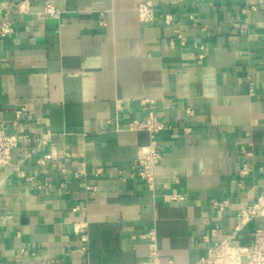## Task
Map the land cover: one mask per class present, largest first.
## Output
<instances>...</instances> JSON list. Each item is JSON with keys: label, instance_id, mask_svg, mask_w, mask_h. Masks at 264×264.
<instances>
[{"label": "crops", "instance_id": "obj_1", "mask_svg": "<svg viewBox=\"0 0 264 264\" xmlns=\"http://www.w3.org/2000/svg\"><path fill=\"white\" fill-rule=\"evenodd\" d=\"M147 1L150 23L138 13ZM29 2L30 13L14 10L15 34L0 42V130L25 106L20 131L32 136L0 170V264H141L151 249L142 236L153 229L161 264L195 262L205 253L204 224L219 223L227 237L264 193V0ZM46 2L63 12L59 20L37 17ZM178 35L185 46L170 44ZM142 99L154 100L155 114L176 128L160 136L154 193L131 174L148 134L115 130V102L124 101V127L145 118ZM47 132L71 155L64 174L36 165L49 151L38 143ZM82 162L86 181L72 175ZM245 163L254 175L242 178ZM39 181L53 187L39 190ZM171 194L186 200L165 202ZM215 199L229 202L226 212L212 207ZM262 228L264 219L255 220L235 243L250 244Z\"/></svg>", "mask_w": 264, "mask_h": 264}, {"label": "built area", "instance_id": "obj_2", "mask_svg": "<svg viewBox=\"0 0 264 264\" xmlns=\"http://www.w3.org/2000/svg\"><path fill=\"white\" fill-rule=\"evenodd\" d=\"M31 5L29 0H8L6 6L0 5V42L6 38H9L15 34L13 27L14 10H17L19 14L30 13ZM254 10V9H253ZM138 13L140 20L144 23L153 22L155 19V9L152 2H143L138 7ZM63 12L53 3L46 2L42 12L37 14L39 19H56L59 20ZM100 16V25L106 26V13L102 12ZM174 22V18L170 15L164 17V23L167 26H171ZM177 43L181 46H185L186 38L178 35L171 41L172 46H176ZM198 63L201 64L205 59V47H197ZM139 107L143 113L146 114L144 119L133 118L129 120L126 126H121L120 114L124 111V101L117 100L115 102V108L117 117L115 120L116 132H131L140 133L145 132L148 134L149 141L147 145L138 149V157L132 167L131 174L135 176L139 181L143 182L146 188L154 193L156 189V177L155 171L161 165L164 160V154L160 142V136L165 131L175 130V126L170 121L161 120L153 110L155 101L152 99H142L137 101ZM15 117L8 131L3 132L0 130V170H5L12 166L13 152L19 148L21 142H29L32 136L29 132H21L20 128L25 124V115L28 112L25 106L15 107ZM186 133L191 132V128L184 129ZM53 134L51 132L45 133L39 138L38 143L41 146H48L49 151L41 158L37 159L36 165L43 167L51 165L61 173H66V169L63 163L64 158L71 157L70 154L64 150H58L52 142ZM64 140V136L61 137ZM264 146V141H263ZM243 153L247 156L252 154L248 152L246 148L242 149ZM240 176L242 178L253 176L254 167L251 164L245 163L241 167ZM102 173L101 169L96 171L97 175ZM21 178H26L24 173L19 174ZM36 178L39 172H35ZM73 177L76 180H87V165L82 162L79 168L73 172ZM30 180L35 179L29 178ZM88 183V181H87ZM53 186L51 183L38 182V189L44 190L45 188L51 189ZM241 190H245V187L239 185ZM86 190L89 192H96L97 188L89 182ZM163 199L167 203L178 204L186 200V197L182 194L164 195ZM212 207L220 214L227 211L230 207L229 202L226 200H213ZM257 219H264V193L256 200L255 203L247 205L237 215V226L233 233L227 235L225 238H220L221 226L219 223H205V229L208 234L203 238L205 244V253L191 264H264V229H256L253 235L252 242L247 245L236 244L239 234L246 229L252 222ZM151 243V249L146 261L141 264H161V256L157 247V236L155 229L149 230L142 236ZM83 243L86 242V238H81ZM82 254L85 255L86 248L81 249ZM23 253H26L23 250ZM43 264H66L61 261L51 260L44 262Z\"/></svg>", "mask_w": 264, "mask_h": 264}]
</instances>
